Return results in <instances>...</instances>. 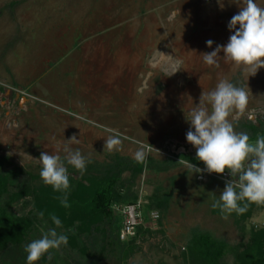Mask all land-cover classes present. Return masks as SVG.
I'll return each mask as SVG.
<instances>
[{
  "label": "rangeland",
  "instance_id": "1",
  "mask_svg": "<svg viewBox=\"0 0 264 264\" xmlns=\"http://www.w3.org/2000/svg\"><path fill=\"white\" fill-rule=\"evenodd\" d=\"M257 2L264 7V0ZM240 6L243 0H0V173L17 171L19 188L29 184L32 192L48 187L28 155L53 153L73 136L79 143L69 147L91 161L82 176L69 168L73 182L109 176L107 169L118 166L124 200L114 206L140 203L144 213L159 215L142 227L150 231L121 264H183L195 228L230 246L250 244L254 235L262 242L264 203L242 202L251 208L246 218L213 207L228 171L191 175L187 168L189 161L205 166L185 139V116L220 80L249 91L246 109L230 117L236 126L264 121V68L250 76V68L223 57L219 67L203 61L202 54L227 44L228 23ZM113 132L121 135L119 151L106 146ZM141 147L146 159L137 162ZM136 164L142 171L132 175ZM33 199L7 210L16 219L31 218ZM48 228L37 226L23 250ZM57 231L68 235L67 246L36 264H83L76 230ZM93 239L99 247L100 236Z\"/></svg>",
  "mask_w": 264,
  "mask_h": 264
},
{
  "label": "clouds",
  "instance_id": "2",
  "mask_svg": "<svg viewBox=\"0 0 264 264\" xmlns=\"http://www.w3.org/2000/svg\"><path fill=\"white\" fill-rule=\"evenodd\" d=\"M228 29L233 34L227 44L217 45L213 51L202 54L204 63L219 67V58L223 57L236 66L250 68V76L256 75L259 69L264 68V7L257 0H243V6L229 21ZM213 43L209 40L206 46L212 48ZM248 100L249 91L228 79H222L215 89L203 92L199 103L185 116L189 123L185 139L195 148L196 159L205 166L201 169L189 161L188 170L191 175L205 171L220 175L227 170L231 178L225 182L213 207L238 214L246 211L247 204L243 203L242 206V202L264 203V135L252 140L246 131H236L235 122L230 119L235 111L242 113L246 109ZM65 141L64 145L57 144L53 153L44 151L39 158L30 155L28 158L39 165L41 180L54 192L62 194L60 203L68 208L72 179L69 168L82 176L91 161L80 150L69 147L72 143H79L75 136ZM121 145L118 132H113L106 141L109 151H119ZM133 158L137 162L146 159L142 147L134 153ZM39 215L44 217L43 212ZM50 220L55 227L42 230L40 238L25 246L27 264H36L45 255L51 259L52 251L67 246L68 235L57 231L63 227L61 219L51 215Z\"/></svg>",
  "mask_w": 264,
  "mask_h": 264
},
{
  "label": "trees",
  "instance_id": "3",
  "mask_svg": "<svg viewBox=\"0 0 264 264\" xmlns=\"http://www.w3.org/2000/svg\"><path fill=\"white\" fill-rule=\"evenodd\" d=\"M236 128L246 131L252 140H255L258 135H264V121L258 122L257 126L246 121L239 123ZM121 163L118 162L119 165ZM200 165L203 163L200 162ZM142 168V164H136L132 166L130 172L132 175H138ZM107 170V173H111L109 176L86 178V184L71 180L68 195L70 207L68 208L60 203L59 197L62 194L54 192L51 186L32 192L29 184L19 188L21 186H18L17 180L20 173L17 174V171L5 175L0 173V264H27L26 256L23 260L20 258L21 255L24 256V244L37 226L46 224L49 227H55L50 220L51 215L61 219L62 228L76 230L77 238L81 239L77 250L83 264L123 263L135 250L136 247L133 245L136 239L141 237L143 232L150 230L146 228L142 231L143 226H141L137 228L136 235L127 242L119 240L121 218L112 210V207L124 200L123 193L117 190L122 173L118 171L120 170L118 166H112ZM29 195L34 198V215L31 218L12 217L7 206ZM6 197L8 200L4 208L1 204ZM40 212L44 213L43 218L40 217ZM147 212L148 210L144 216L145 223L148 221ZM249 214H251V208L247 206L243 217H249ZM111 232L114 235L116 233V237L111 235ZM257 233L259 231L251 230V234ZM95 234L101 238L99 247L93 245ZM72 240H75L74 237ZM73 244L75 245L74 241ZM8 250L13 252L10 256L6 254ZM227 256L231 259L230 263ZM181 257L183 264H264V240L259 242L258 235H254L250 244L230 246L227 242L215 240L195 228Z\"/></svg>",
  "mask_w": 264,
  "mask_h": 264
},
{
  "label": "built area",
  "instance_id": "4",
  "mask_svg": "<svg viewBox=\"0 0 264 264\" xmlns=\"http://www.w3.org/2000/svg\"><path fill=\"white\" fill-rule=\"evenodd\" d=\"M113 208L121 218L119 240L121 242H127L136 235L138 227L144 226L142 206L138 203L122 207L114 206ZM149 219L157 221L159 219L158 213H149Z\"/></svg>",
  "mask_w": 264,
  "mask_h": 264
},
{
  "label": "crops",
  "instance_id": "5",
  "mask_svg": "<svg viewBox=\"0 0 264 264\" xmlns=\"http://www.w3.org/2000/svg\"><path fill=\"white\" fill-rule=\"evenodd\" d=\"M144 213V212H143ZM149 214V213H148ZM148 214H147V217H148ZM144 216H145V213L143 214V220H144ZM149 220V218H148ZM144 226L148 227L147 224L145 223Z\"/></svg>",
  "mask_w": 264,
  "mask_h": 264
}]
</instances>
